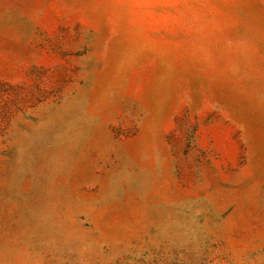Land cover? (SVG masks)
Returning <instances> with one entry per match:
<instances>
[{
  "label": "rangeland",
  "instance_id": "rangeland-1",
  "mask_svg": "<svg viewBox=\"0 0 264 264\" xmlns=\"http://www.w3.org/2000/svg\"><path fill=\"white\" fill-rule=\"evenodd\" d=\"M0 264H264V0H0Z\"/></svg>",
  "mask_w": 264,
  "mask_h": 264
}]
</instances>
